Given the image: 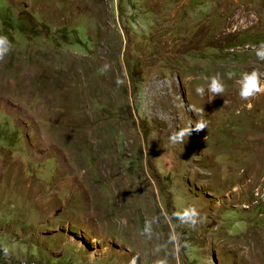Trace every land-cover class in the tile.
I'll return each mask as SVG.
<instances>
[{
    "label": "rangeland",
    "instance_id": "obj_1",
    "mask_svg": "<svg viewBox=\"0 0 264 264\" xmlns=\"http://www.w3.org/2000/svg\"><path fill=\"white\" fill-rule=\"evenodd\" d=\"M0 35V264H264V0H0Z\"/></svg>",
    "mask_w": 264,
    "mask_h": 264
},
{
    "label": "clouds",
    "instance_id": "obj_2",
    "mask_svg": "<svg viewBox=\"0 0 264 264\" xmlns=\"http://www.w3.org/2000/svg\"><path fill=\"white\" fill-rule=\"evenodd\" d=\"M12 43L8 39L7 36L0 35V61H3L6 57V55L12 50ZM256 55L258 59L264 60V45H262L259 49H256ZM108 66L105 65V68ZM264 75L256 70L251 71L250 73L245 72L242 74L241 79L239 80V96L242 100L248 101L258 94L264 92V84L261 83V76ZM231 76V74H229ZM209 80L208 86H207V94L209 101L213 100L217 96H222L224 92L226 91V86L224 82L222 81V78L219 74L213 75L210 78H206ZM122 81L118 80L117 84H121ZM196 93L203 97L206 93V90L204 87H197ZM250 106V105H249ZM189 109L193 112H196L197 110L189 106ZM200 113H203V109L200 110ZM207 122L205 120H198L195 122L194 126L190 122L188 127L181 128L179 131L172 133L170 136V142L172 144L177 143H184L185 138H189L190 135L195 132H200L206 129ZM172 217L175 218L179 222L180 225H191L192 227H195L198 222L201 220L200 213L194 206H189L183 208L182 211H175L172 214ZM151 222L146 221L145 226L143 229L142 235L145 233L148 234V238L151 239ZM173 244L175 245V251L178 253L181 247L180 244V234L179 233H172L166 244L164 245H158L155 249L156 252L161 251V248H166L167 244ZM5 255L8 253V249H4ZM138 257H133L131 264H136ZM156 264H167V259H159L156 261Z\"/></svg>",
    "mask_w": 264,
    "mask_h": 264
}]
</instances>
